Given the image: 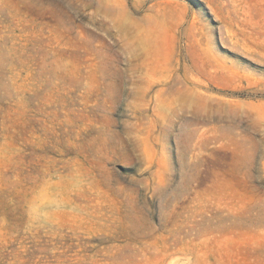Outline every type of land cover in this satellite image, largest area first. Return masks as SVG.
Returning <instances> with one entry per match:
<instances>
[{
	"label": "rangeland",
	"instance_id": "1",
	"mask_svg": "<svg viewBox=\"0 0 264 264\" xmlns=\"http://www.w3.org/2000/svg\"><path fill=\"white\" fill-rule=\"evenodd\" d=\"M0 264H264V0H0Z\"/></svg>",
	"mask_w": 264,
	"mask_h": 264
}]
</instances>
